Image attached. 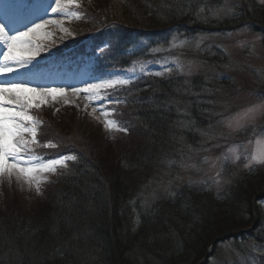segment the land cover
I'll return each instance as SVG.
<instances>
[{
    "label": "trees",
    "instance_id": "16d2710c",
    "mask_svg": "<svg viewBox=\"0 0 264 264\" xmlns=\"http://www.w3.org/2000/svg\"><path fill=\"white\" fill-rule=\"evenodd\" d=\"M34 1L27 4L28 12L36 6ZM123 2L124 25L100 19L107 9L100 0L95 2L96 13L84 2L78 9H69L93 19L89 35L79 37L75 46L64 42L57 49L52 47L41 58L57 62L71 58L92 76L106 77L104 68L119 70L121 79L128 81L133 69L139 72L148 67L128 84L102 91L120 101L104 103L111 119L137 143L99 151L102 147L89 133L74 128L69 140L63 120L47 116L49 122L32 113L40 121L39 153L75 154L77 159L25 214L17 196L2 187L0 264H191L204 256L216 237L246 228L252 205L261 214V201L255 198L264 195V165L234 176L219 195L188 183L162 193L152 194V190L163 173L174 178L182 172L188 150L199 147L202 130L217 118L225 102L223 91L230 81L221 82L220 62L213 63L214 52L223 62L224 54L207 50L197 40L209 33H229L248 19L264 22V6L247 0L245 6L235 8L234 18L218 22L212 15L225 0ZM89 12L99 16L88 17ZM183 38L189 41L187 47H181ZM183 60H193L197 72L155 74ZM53 112L62 117V110ZM95 129L101 133L100 126ZM56 136L66 147H43L58 142ZM247 236L235 233L233 238Z\"/></svg>",
    "mask_w": 264,
    "mask_h": 264
},
{
    "label": "rangeland",
    "instance_id": "374dc122",
    "mask_svg": "<svg viewBox=\"0 0 264 264\" xmlns=\"http://www.w3.org/2000/svg\"><path fill=\"white\" fill-rule=\"evenodd\" d=\"M86 1L87 2H85V0H79V3L84 2L89 11L91 10V12L93 11L96 13L95 2L99 0ZM100 1L101 4L105 5L107 8L105 12L102 13L104 18H100L103 22L119 25L126 24L125 13H123L124 0ZM252 1L257 5L264 6V0ZM245 2H247V0H225V4L220 9L213 12V19L218 22H224L234 18L236 13L235 8L237 6H245ZM51 4L52 0H48V6ZM96 6L98 5L96 4ZM6 8V4L0 6V23L18 28L13 25L12 18H8L7 23H5L7 19ZM91 12L88 13V17L99 16L98 14H91ZM37 17H39L38 19L43 18L45 20L51 19L58 21L63 19L58 14L51 13L50 8H48L47 14H45V11H41L37 14ZM92 20L89 18L87 19L85 15L81 16L79 20L72 19L71 22L64 20V28L68 30V26L72 27L68 32H62L60 28L54 24L48 25L45 31L49 33L53 31V35L47 39L34 37L35 41L42 45L43 50H41L40 54L32 61L30 68L36 63H41V55L43 56L52 51V47L57 49L58 46H62L64 42L72 46L80 43L79 37H86L89 35L87 29ZM244 23L243 26L229 31V33H209L197 40L198 45H204L209 51L212 49H219L222 51L225 62L222 61L219 53L214 52L217 54L218 58L216 57V61H213V63L220 62L218 65L221 66V73H219L222 76L221 82L225 83L228 80L230 81V85L223 91L225 102L222 103V109L217 113V118H214V121L212 123L209 122L205 126L206 128L202 130L199 147L195 148L193 151L191 149L188 150L190 151V156L183 163L182 172L174 178L163 173L160 178H158L152 190V194L162 193L168 188H174L175 185L188 183L194 186H202L212 194L219 195V193L231 183L234 176L248 173L252 171L254 167L261 166L253 165L249 168L245 167V164L257 150L258 141L264 145V129L261 132L259 130L264 127V112L248 115H245V113L250 106L264 104V22L260 23L248 19ZM69 38L70 40L68 42ZM97 39L98 38H94L93 41ZM188 42L187 38H183L181 47H187ZM4 50L6 49L0 47V51ZM210 56L211 60L215 59L213 54ZM148 64L152 63L148 62ZM143 65L145 66L146 64ZM135 66L138 65L136 64ZM145 67H143L144 71L148 69V67ZM152 67L154 66L151 65V68ZM197 67L198 65H196L193 60H183L176 63L175 66L165 65L161 70L155 72L162 73L158 75L162 77H166L176 72V70L178 74L185 71L191 75L197 72ZM103 70L106 79H109L108 77H114L111 79H121L120 76L123 74L119 70H110L106 68ZM133 70L136 72L137 68ZM151 72L154 73L152 70ZM128 75L130 77L133 76L132 74ZM11 78L14 79L16 77L13 75ZM99 82L101 81L82 79L75 84L73 81L68 82V80L65 81L61 78H54V80L50 82L40 83L33 78L27 82V86L35 87L37 85H45L63 87L66 91V95L63 97L57 96L55 100L51 97H47L46 103L42 104L39 108H33L31 114L34 113L39 118L43 116L47 118L49 122L50 120L47 116H52L51 120L54 121L63 120L62 123L65 127L64 133L68 136L69 140H72L73 136H69L68 134L71 131L74 132V128H76L78 132L85 131L89 133L88 135L91 137L92 141L96 144L98 143V145L102 147L99 151H108L109 147H115L117 144H119L120 147H127L131 143L135 144L136 141L133 140L134 137L132 134L129 136L126 135L125 132L117 130L115 127L111 130L105 127L106 120L114 119H111V114L104 101H90L85 99L87 94L83 92L79 95L73 94L72 89L74 87L84 88L88 86V83ZM215 105L216 104H214V107ZM58 110H62V117L57 115L58 112H53ZM102 111H107L109 115L107 117L102 115ZM97 126H100L102 129L100 134L95 129ZM56 137L58 138L59 136ZM47 138L46 136V139ZM59 139L60 137L57 139L58 142H55V145L66 147ZM102 143H105L104 146L107 149L103 148ZM31 147L36 155L42 157L45 161L55 158L52 155L40 154L36 145H32ZM230 148L238 149L239 159L234 158L233 154L229 151ZM71 161L72 160L66 162L67 167L58 166L55 173H43L41 176L42 182L39 184V191H37L35 181L28 182L23 177L17 178L16 175H13L11 178L7 175L0 176V197L2 196L4 198L2 187L6 188L7 193L15 194L19 200L20 209L25 214V212L34 207L36 203L44 199L47 190L52 188L58 180L59 173L67 170ZM259 207L261 214L258 213L254 206L256 222L252 235H248L245 239L238 237L227 238L216 243L214 248L211 250L207 248L204 256L199 259L195 258L198 260L193 261L191 264H264V200L260 202ZM253 218V208H251V215L244 229L250 228L253 225ZM207 253L208 258L205 259L204 257Z\"/></svg>",
    "mask_w": 264,
    "mask_h": 264
},
{
    "label": "snow or ice",
    "instance_id": "6c2138e0",
    "mask_svg": "<svg viewBox=\"0 0 264 264\" xmlns=\"http://www.w3.org/2000/svg\"><path fill=\"white\" fill-rule=\"evenodd\" d=\"M80 6L79 0H52V4L44 11L47 14L50 8L51 13L63 18L59 21L40 18V22L32 21L25 24L23 28L0 23V47L6 49L0 51V176L7 175L11 178L16 175L17 178L23 177L28 182L35 181L37 191H39L43 173H55L58 166L67 167L66 162L76 160L77 156L65 154L45 161L36 155L31 147L38 143L40 124V121L31 114V110L46 103L47 97L55 100L57 96L66 95L63 87L27 86V82L35 78L30 65L43 50L42 45L37 43L34 37L50 38L52 33L45 31L50 24L56 25L62 32H68L63 27L64 20L71 22L72 19H81L79 12L69 11V9H78ZM141 71H144L143 67ZM161 74L156 73V75ZM13 75L16 78H11ZM128 83L126 79L109 78L102 79L99 83H88V86L84 88L74 87L72 91L75 95L82 92L87 94L85 99L90 101L108 100L109 103L119 104L118 99H109L106 92L102 94V90L116 89L117 86ZM257 112H264V104L250 106L245 115ZM101 114L106 117L109 115L107 111H102ZM105 127L108 130L115 127L119 131L127 132V129L122 128L115 120H106ZM43 147L54 148L56 145L46 143ZM229 151L234 158H240L237 148H230ZM253 165H264V145L260 141H258L257 150L248 159L245 167L251 168Z\"/></svg>",
    "mask_w": 264,
    "mask_h": 264
},
{
    "label": "water",
    "instance_id": "95a60500",
    "mask_svg": "<svg viewBox=\"0 0 264 264\" xmlns=\"http://www.w3.org/2000/svg\"><path fill=\"white\" fill-rule=\"evenodd\" d=\"M264 199V195L262 196H258L255 198V200H262ZM253 208V225L249 228V229H239V230H235V231H230V232H227V233H224L222 234L221 236L219 237H216L214 240H212L208 246V248H212L216 243H219L227 238H231L234 236L235 233L237 234H250L254 229H255V222H256V217H255V212H254V206H252ZM205 259L208 258V253L205 255L204 257ZM203 264V263H202Z\"/></svg>",
    "mask_w": 264,
    "mask_h": 264
}]
</instances>
